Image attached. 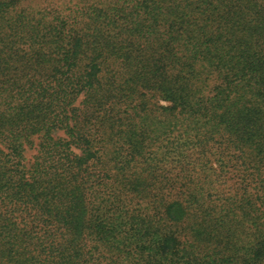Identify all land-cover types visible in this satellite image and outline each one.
<instances>
[{
    "label": "trees",
    "instance_id": "1",
    "mask_svg": "<svg viewBox=\"0 0 264 264\" xmlns=\"http://www.w3.org/2000/svg\"><path fill=\"white\" fill-rule=\"evenodd\" d=\"M0 264H264V0H0Z\"/></svg>",
    "mask_w": 264,
    "mask_h": 264
},
{
    "label": "rangeland",
    "instance_id": "2",
    "mask_svg": "<svg viewBox=\"0 0 264 264\" xmlns=\"http://www.w3.org/2000/svg\"><path fill=\"white\" fill-rule=\"evenodd\" d=\"M166 104H167L166 101L161 100V99L158 100V106L156 107V109H157L156 113L153 114V117L151 119V123H149L150 124V131L152 134L151 137H153L156 133H160V131H162L167 124V121H168L167 115L163 113V111L160 107V106H165ZM159 145H160V149L156 148L155 147L156 145L154 147H152L153 152H155L154 153L155 156L161 155L160 151H162V149L164 147V144L161 142L159 143ZM196 154L197 153H195V155L193 156V153H191L192 156L186 160H182L179 163L180 165L177 163H172L171 161H160L159 162L160 168L163 170L160 172V174H161L160 177L162 176L161 178H163V175L167 172L169 179H171L173 181H175V180L187 181L188 179H190L191 182L201 185L202 181H205L204 174L206 176L211 174L210 171H207L206 169L209 167L215 168L217 162L215 161V158H213V156H211L209 158H206V156H205L202 158L204 163H197L196 160L194 161V158H196V156H197ZM189 159L192 161V163L197 164V167H199L198 169H200L202 167L205 170V172L201 171V170H195L194 168L191 170V172L188 171L189 169H187V170L183 169L184 166H181V165H187V163H185V162L187 160L189 161ZM211 176L214 177L213 175H211ZM206 179H207V177H206Z\"/></svg>",
    "mask_w": 264,
    "mask_h": 264
}]
</instances>
